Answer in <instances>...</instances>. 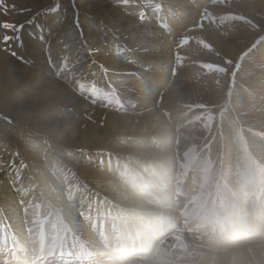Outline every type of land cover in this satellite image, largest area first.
<instances>
[{
	"label": "bare ground",
	"instance_id": "6f19581e",
	"mask_svg": "<svg viewBox=\"0 0 264 264\" xmlns=\"http://www.w3.org/2000/svg\"><path fill=\"white\" fill-rule=\"evenodd\" d=\"M9 1L5 10L22 3ZM119 1H76L77 17L67 3L62 18L53 15L54 22L42 32L26 26L28 18L21 17L16 38L7 41L11 55L0 47V118L7 119L0 120V130L8 132L9 124L35 134L14 140L0 133V264H7L12 249L25 255L14 264H117L103 249L123 246L126 233H137L141 240L135 243H144L150 253L130 257L125 264H264L263 226L248 220L249 214L258 217L254 210L264 215V204L261 201L262 210L255 200L253 206L245 205L236 194L256 171L241 161L247 157L246 150H238L246 144L242 134L230 126L224 141L215 142L219 150L197 160L209 122L184 127L172 116L177 126L170 127L154 106L166 80L161 61L168 64V53L140 78L129 75L133 67L119 60L135 58L123 46L127 43L134 50L161 53L176 35L173 28L183 24L177 32L185 30L184 24L196 21L205 6L209 20L228 26L224 38L235 33L231 24L239 23L233 13L241 17L244 33L257 39L264 30V0H221L222 11L209 6V0H133L136 8L127 5L123 13ZM5 10L0 11V22ZM252 14L258 17L253 20ZM95 19L101 23L99 35ZM77 22L92 29L83 39L75 30ZM208 27L196 29L193 39L228 57ZM116 47L126 49L120 58L114 57L121 51ZM151 81L157 87H148ZM91 86L107 98L90 95ZM114 88L124 94L118 105ZM41 92L54 103L37 104ZM174 93L176 87L169 91ZM232 103L242 106L236 94ZM116 105L121 109L109 110ZM30 112L41 113L26 116ZM218 134L216 130L213 136ZM232 204V224L247 240L230 244L218 235L226 225L224 207Z\"/></svg>",
	"mask_w": 264,
	"mask_h": 264
},
{
	"label": "rangeland",
	"instance_id": "374dc122",
	"mask_svg": "<svg viewBox=\"0 0 264 264\" xmlns=\"http://www.w3.org/2000/svg\"><path fill=\"white\" fill-rule=\"evenodd\" d=\"M21 1L22 3L14 2L13 6H11L8 10H5V7H8L11 3L9 0H3V5L0 6V11H5L2 14L0 24L9 23L15 25L17 29L19 27L17 22L21 17H23L26 19L28 18L26 26L29 28L34 27L35 30L37 29L42 32L45 26L54 22L53 15L57 14L58 16L59 14L62 18L67 10V3H70V8L75 11V16L77 17L76 13L78 8H76V1L83 0H70V2L67 0ZM129 1L130 3L127 0H120L118 5L121 7H118V10L123 13L124 7H127V5H132V8H136V6L132 4L133 0ZM187 2L192 4L195 0H187ZM207 4L209 6H213L215 11H222V8L224 9V5L221 0H209ZM18 6H20V8H18ZM232 15L235 19H237V21H239V23L235 25L231 24L230 32L235 30V33H233L231 37L229 36V38H224L225 30L229 29L228 26L212 19L209 20L210 11L209 8L205 6L200 11L199 18L196 21L194 20L192 23L187 22V24H184L186 27L185 30L182 29L180 33L177 32V27H183V24L180 26L176 25L177 27L173 28L174 31H176V35L169 39L170 41L165 44L167 46L162 49V54L158 53V50L151 53L148 50H134V47H131L127 43L123 46H127L126 49H128L130 53L135 56V58L131 56L129 61H123L122 59L119 60L122 62V65L133 67L132 69L134 71L128 73L129 75L140 78L143 73L145 75L149 73L150 69L148 67L157 66V63H160L162 57L168 53V55L165 56L168 64H164L161 61V65H164V69L161 70L167 72V74L166 80L164 81L165 85L161 84V88L158 89L159 93L155 101V108L161 113L163 119L170 127L177 126L171 119L172 116L176 118V121L183 123L182 125H179L184 127L191 125L196 126L200 121L202 123L209 122L210 127L207 129L205 143L200 149L202 151H199L195 155L197 160L208 155L210 157L214 151L217 152L219 150L220 147H215V142L224 141L227 137L224 132L229 129L230 126H232L231 129H234L236 132L239 130L240 136L242 134L246 140V144L244 146H240L238 150H246L247 153L245 156L249 157L248 159L247 157H244L241 161L246 162L256 171H254L255 174L253 178H249L244 185L238 187L236 194H238L237 196L244 201L245 205L247 204L249 206H253L256 201V208L261 209V201L264 204V197L260 198L262 189L259 187L260 182L258 172H262V166L259 164L260 161L258 158L261 156L260 158L264 160V30L259 33L257 39H250L249 36L244 33L243 26L240 25V22H242L241 17L233 13ZM81 17L88 22V17L84 14H81ZM257 17V14H252L250 16L253 20ZM262 17H260V19H262ZM208 20L209 22L207 23ZM195 22L196 24H194ZM77 23L78 24H76L75 30L79 35L78 38L83 39V36L91 32L92 29L84 28L81 26L82 24H80V22ZM93 23L96 26V33L99 35V25L101 23H99L96 19ZM262 23L263 22H259L260 27H263ZM204 24H209L207 29L212 31L219 38V44L228 52V57L224 56L223 58V56L215 55L212 48L208 46V44H204L203 42L200 43L193 39L191 34L198 28L202 29ZM14 31L16 32L15 29L9 30L0 27V47H3L10 55L11 48L10 46L6 47L8 42H5L4 35L7 34L15 39L16 33ZM23 33L26 38L33 41L35 40V37L32 36L31 33L26 31H23L22 34ZM116 48H119L121 51L119 53L115 52L116 56L114 57L120 58L119 56L124 55L126 49H124L125 47ZM241 48L243 49L242 51L240 50ZM237 50H240L241 52L239 51L237 53L236 59L233 61V58L231 57ZM143 62H150V66L144 65ZM122 75L124 76L123 73H121L120 76ZM152 82L153 81L150 82L152 86L149 84L148 87L152 88L154 85L157 87V84H152ZM104 86L108 88L110 84L105 82ZM175 87L176 93L169 94V91ZM236 90L239 91L238 94L236 93ZM114 93L115 95H113V101L118 105L119 102L122 101L124 94L121 90L118 91L116 88H114ZM224 93H226V96H224ZM235 94L242 104L241 108L235 107L232 103ZM117 105L115 107H111L109 110H120L121 108L118 109ZM20 109L22 111L25 110L23 106H21ZM56 109L57 107H54L53 110ZM62 110H65V108ZM40 113L30 112L25 114L26 116L33 117L39 115ZM42 113H44V111ZM0 114L2 113L0 112ZM84 116L85 115H83V117ZM0 120L1 122H7V119L3 120L0 118ZM7 126L8 128L6 129L8 132L3 129L0 130V133L6 138L10 137L11 139L18 140L19 138L29 137V135H32V133L28 132L26 128L19 127L15 130V128L13 126L10 127L9 124H7ZM216 130L219 131L217 138L216 136H213ZM36 135L43 138L39 134ZM32 136H35V134ZM236 136H238V134L232 135V137ZM255 147L258 148L255 149ZM134 188L136 189L138 186H134ZM235 207V204L230 206L227 205L224 207L222 212V220L226 224L222 227V231L218 235L219 238L221 236L222 242L233 244L238 238H240V241L247 240V235L236 230L232 224L236 219L234 214ZM237 212H239V210ZM253 213L257 214L258 217H252L249 214L248 220H250L251 224L263 226L264 229V215L255 210ZM240 221L243 220H239V222ZM169 223L173 226V228L175 227V224L171 222V220H169ZM193 231L194 229L190 230L189 233L193 234ZM254 232L256 233L257 231ZM194 235H196V233H194ZM123 237H126L124 238L126 243L123 246L118 248L112 244L111 246H106L103 249L109 254V259L113 257L117 264H125L130 257L146 256L150 253L147 252L148 249L144 243H135L136 241L141 240L137 233H126ZM152 237L154 238L155 236L152 235ZM105 255L106 254L104 253L100 256ZM23 256H25L24 253L20 252L18 249H12V251H10V255L8 256V260L6 258L7 264H14L17 261L23 260ZM32 261L30 264H32ZM33 263L44 264L43 262L37 263V261H33Z\"/></svg>",
	"mask_w": 264,
	"mask_h": 264
},
{
	"label": "snow or ice",
	"instance_id": "6c2138e0",
	"mask_svg": "<svg viewBox=\"0 0 264 264\" xmlns=\"http://www.w3.org/2000/svg\"><path fill=\"white\" fill-rule=\"evenodd\" d=\"M3 5V0H0V6ZM54 11V10H53ZM0 27H3L5 29H9V30H18L16 29V26L15 25H12V24H9V23H3V24H0ZM9 39H11V37H5L4 40L5 42H7ZM81 87L83 88V85H81ZM88 92L90 95L92 96H101L103 98H107V94L104 93L102 90L96 88L95 86H91L90 88H88Z\"/></svg>",
	"mask_w": 264,
	"mask_h": 264
},
{
	"label": "clouds",
	"instance_id": "9594fccd",
	"mask_svg": "<svg viewBox=\"0 0 264 264\" xmlns=\"http://www.w3.org/2000/svg\"><path fill=\"white\" fill-rule=\"evenodd\" d=\"M35 102L41 106H48L50 103H54V100L47 92H41L36 95Z\"/></svg>",
	"mask_w": 264,
	"mask_h": 264
}]
</instances>
